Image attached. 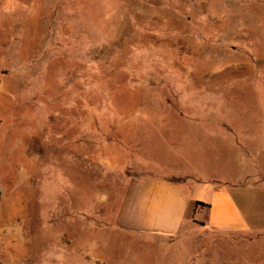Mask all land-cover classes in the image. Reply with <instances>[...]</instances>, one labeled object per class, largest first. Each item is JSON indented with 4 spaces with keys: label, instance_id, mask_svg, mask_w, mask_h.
<instances>
[{
    "label": "rangeland",
    "instance_id": "obj_1",
    "mask_svg": "<svg viewBox=\"0 0 264 264\" xmlns=\"http://www.w3.org/2000/svg\"><path fill=\"white\" fill-rule=\"evenodd\" d=\"M175 171L264 224V0H0V264H262L198 220L120 225Z\"/></svg>",
    "mask_w": 264,
    "mask_h": 264
},
{
    "label": "crops",
    "instance_id": "obj_2",
    "mask_svg": "<svg viewBox=\"0 0 264 264\" xmlns=\"http://www.w3.org/2000/svg\"><path fill=\"white\" fill-rule=\"evenodd\" d=\"M171 174L174 176H170L171 179L151 176L136 180L118 211L122 227L173 236L185 223L198 220L204 223H201L202 227L234 235V241L247 243L243 249H252L257 239H261L263 247L260 256L264 264V224L258 226L249 220V208L242 200L247 195L238 194L233 187L220 185L223 172L219 173V177L208 178L200 172L191 171L189 174L195 181L190 180L188 187L179 181L186 176L185 173L175 171ZM202 190H207L208 199L196 198ZM164 205L167 208H163Z\"/></svg>",
    "mask_w": 264,
    "mask_h": 264
}]
</instances>
